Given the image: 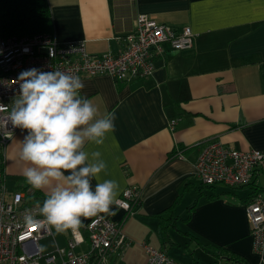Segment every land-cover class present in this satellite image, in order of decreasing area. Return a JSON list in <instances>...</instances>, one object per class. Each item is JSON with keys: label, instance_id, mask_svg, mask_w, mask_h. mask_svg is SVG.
<instances>
[{"label": "crops", "instance_id": "crops-1", "mask_svg": "<svg viewBox=\"0 0 264 264\" xmlns=\"http://www.w3.org/2000/svg\"><path fill=\"white\" fill-rule=\"evenodd\" d=\"M47 4L50 34L60 43L84 42L92 56L121 51L122 39L134 31L140 15L194 34L192 50H166L154 59V71L146 79L118 83L107 76L80 77L82 95L99 115L116 116L115 132L87 150L102 152L108 165L102 179L119 181L121 194L135 188L140 195L132 217L120 210L99 214L124 221L123 232L131 241L125 253L135 254L139 264L146 261L143 245L164 250L179 263L201 264L202 256L196 255L201 251L227 264H260L264 256L253 251L244 209L253 188H233H246L237 195L204 186L194 176V162L209 140L238 151L264 152V0ZM26 134L19 130L6 148V184L9 191L33 190L38 203L49 189L34 190L25 180L23 170L29 165L19 151ZM260 178L256 185L262 190ZM91 218H82L83 224ZM170 227L179 236H171Z\"/></svg>", "mask_w": 264, "mask_h": 264}, {"label": "built area", "instance_id": "built-area-1", "mask_svg": "<svg viewBox=\"0 0 264 264\" xmlns=\"http://www.w3.org/2000/svg\"><path fill=\"white\" fill-rule=\"evenodd\" d=\"M122 43L118 53L92 56L84 42L60 43L52 34L0 39V120L19 94L18 76L25 70H61L79 77L107 76L118 83L143 80L152 75L154 59L164 56L166 50H192L194 34L189 28H171L140 15L134 31ZM174 123L171 121L170 128ZM19 130L10 121L6 126L0 123V264H122L131 241L123 232L124 221L115 222L105 215L91 218L78 234L68 231L64 246H56L47 255L42 253L38 242L52 234L39 215L34 191H9L6 184L5 152ZM194 176L204 186L253 188L244 209L253 251L264 256V188L259 190L256 185L259 177H264V152H243L217 140L206 141L196 155ZM119 198V210L126 218L132 217L140 201L138 190L128 188ZM27 214L34 217L31 225L25 222ZM143 248L145 264H194L176 262L164 250L146 245Z\"/></svg>", "mask_w": 264, "mask_h": 264}, {"label": "clouds", "instance_id": "clouds-1", "mask_svg": "<svg viewBox=\"0 0 264 264\" xmlns=\"http://www.w3.org/2000/svg\"><path fill=\"white\" fill-rule=\"evenodd\" d=\"M18 82L19 94L0 123L27 130L19 151L29 165L23 175L34 190L49 189L39 215L56 234H78L82 218L117 214L120 183L102 179L108 168L102 152L86 148L103 145L115 132V113L100 116L82 95L81 78L65 71L31 68L19 74ZM24 219L35 222L32 214Z\"/></svg>", "mask_w": 264, "mask_h": 264}, {"label": "trees", "instance_id": "trees-1", "mask_svg": "<svg viewBox=\"0 0 264 264\" xmlns=\"http://www.w3.org/2000/svg\"><path fill=\"white\" fill-rule=\"evenodd\" d=\"M50 28L47 0H0V39L50 34Z\"/></svg>", "mask_w": 264, "mask_h": 264}, {"label": "rangeland", "instance_id": "rangeland-1", "mask_svg": "<svg viewBox=\"0 0 264 264\" xmlns=\"http://www.w3.org/2000/svg\"><path fill=\"white\" fill-rule=\"evenodd\" d=\"M262 180L263 179L260 178L259 179V182H261ZM217 189H223V190H226L228 192H232L233 191L234 193H236L237 195H239V192L242 189L245 190L246 188H242V189H231V188H226V187H223V186H217ZM228 198H230V197H228ZM42 202H43V199L41 198L38 201L39 206L42 204ZM50 230H51V234L52 235L49 236V237L43 238V239H41L38 242L39 243L38 245L40 246L41 251H42V253L44 255H47V254H50V253L54 252L55 249H56V245L59 246V247H61L65 243V236H68L69 235L68 232L63 233V234H56L55 231H54V229H52L51 227H50ZM169 233L171 234V236H179L178 233H176V230L173 229V228H171V227L169 229ZM173 250H177V249H173ZM196 255L202 256V258L201 257L199 258V259H201L200 260V263L201 264H227V263H225L223 261H220V260H217V259H215V258H213V257H211L209 255L204 256L203 254H201V251H198V253ZM123 264H139V258L135 254L131 253V251H128V252H126L124 254Z\"/></svg>", "mask_w": 264, "mask_h": 264}]
</instances>
